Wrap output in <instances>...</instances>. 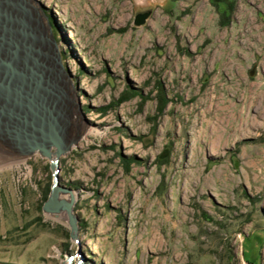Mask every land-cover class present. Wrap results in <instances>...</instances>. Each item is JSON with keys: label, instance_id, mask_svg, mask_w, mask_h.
<instances>
[{"label": "rangeland", "instance_id": "rangeland-1", "mask_svg": "<svg viewBox=\"0 0 264 264\" xmlns=\"http://www.w3.org/2000/svg\"><path fill=\"white\" fill-rule=\"evenodd\" d=\"M35 1L82 113L77 233L49 159L0 153V264H264V0Z\"/></svg>", "mask_w": 264, "mask_h": 264}, {"label": "water", "instance_id": "water-1", "mask_svg": "<svg viewBox=\"0 0 264 264\" xmlns=\"http://www.w3.org/2000/svg\"><path fill=\"white\" fill-rule=\"evenodd\" d=\"M33 5L36 15L31 11ZM147 15L137 13L134 22H144ZM57 47L51 24L38 2L0 0V142L10 150L49 159L52 182L43 210L65 211L70 235L76 237L75 198L70 187L60 184L58 166L65 149L66 107L71 101L79 113L81 110ZM73 257H67L68 264ZM82 262L80 257L75 264Z\"/></svg>", "mask_w": 264, "mask_h": 264}, {"label": "bare ground", "instance_id": "bare-ground-1", "mask_svg": "<svg viewBox=\"0 0 264 264\" xmlns=\"http://www.w3.org/2000/svg\"><path fill=\"white\" fill-rule=\"evenodd\" d=\"M31 11H32V14H34V15H36L37 14V12H36V6L35 5H33V7H32V9H31ZM41 20V22H45V19H44V17L42 18H40ZM71 102V101H70ZM69 102V105H68V107H66V110H67V113H66V119H67V123H68V125H67V131H66V137H65V149H64V153H67L70 149H71V146H72V144L73 143H75L76 141L75 140H77L78 139V137H79V135H80V132H81V129H79L78 128V130H74V128H72L73 126H74V120H73V115L72 114H74L73 113V104H72V102L70 103ZM93 131H96V130H94L93 129ZM90 132H92L91 130H90ZM82 133V132H81ZM5 151V152H4ZM9 152H13V153H19L21 156H28V155H30L31 153H28V152H21V151H19V150H15V149H8L6 146H4L3 144H1V142H0V153H9ZM64 153H62V155H64ZM61 155V156H62ZM60 156V157H61ZM60 157H59V159H60ZM74 193V192H73ZM72 193V194H73ZM65 195V194H64ZM68 195V194H67ZM67 195H65L64 197H63V194H61V197L62 198H65V199H68L69 198V195H68V197H67ZM73 196H74V198H75V195L73 194ZM76 199V198H75ZM62 211V210H61ZM46 212H53V211H51V210H48V211H46ZM60 212V211H59ZM59 212H57V213H59ZM66 263H67V261H66Z\"/></svg>", "mask_w": 264, "mask_h": 264}, {"label": "trees", "instance_id": "trees-1", "mask_svg": "<svg viewBox=\"0 0 264 264\" xmlns=\"http://www.w3.org/2000/svg\"><path fill=\"white\" fill-rule=\"evenodd\" d=\"M232 7H233V3H230L229 4V7H227L228 8V10L229 9H232ZM133 93H135V92H133ZM123 97H125V98H123ZM122 98H120V101H122V99H126V97H128V96H123ZM165 102H166V100L163 98V104H165ZM48 190H49V187H48ZM46 192H45V195H44V198H46Z\"/></svg>", "mask_w": 264, "mask_h": 264}]
</instances>
